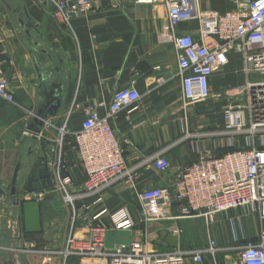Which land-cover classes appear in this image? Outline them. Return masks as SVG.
I'll use <instances>...</instances> for the list:
<instances>
[{
	"label": "crops",
	"instance_id": "0c3cea01",
	"mask_svg": "<svg viewBox=\"0 0 264 264\" xmlns=\"http://www.w3.org/2000/svg\"><path fill=\"white\" fill-rule=\"evenodd\" d=\"M93 2L90 15L74 16L68 28L55 17L54 8L46 0H0V60L5 63L16 101L12 104L0 100V197L4 206L8 213L13 209L12 215L20 218L9 189L17 166L20 164L17 188L22 197L28 191L26 186L40 145L47 144V150L53 152L56 149L58 129L54 126H46L41 139L24 134L34 113L49 111V121L60 126L71 112L69 128L78 131L86 119V109L95 107L100 115H106L114 93L136 81L142 95L139 108L120 111L113 122L123 156L132 165L167 147L170 168L159 172L152 165H145L135 181L122 180L105 190L103 203L94 211L102 206L110 212L127 207L137 229L147 232L146 241L153 251L196 249L216 241L222 249L215 257L207 255L205 264H241L234 248L258 239V213L238 208L217 215L213 221L188 217L144 224L139 195L149 188L174 187L178 171L194 163L204 151L221 156L240 146L241 139L232 146L227 136L209 133L222 130L225 109L239 103L227 97L225 91L245 85L243 57L232 53L230 63L215 71L210 98L184 106L177 76L178 52L164 1ZM197 7L204 13H225L235 6L232 0H197ZM49 25L56 33L58 47L46 38ZM201 29L200 19L182 21L177 27L180 34L197 35ZM142 62L148 64L151 73L140 70ZM160 79L166 82L161 83ZM63 149L75 185L81 186L85 175L72 137H67ZM41 205L44 230L23 233L20 243L29 241L37 248L63 247L72 224L70 209L55 188L48 189ZM179 210L176 205L170 213L177 215ZM1 213L0 209V264H13L12 252L1 247L17 241L9 227V217ZM105 218L108 220L109 215ZM175 227L182 233L177 236L178 246L173 247L166 238ZM16 257L18 264H42V257L37 254ZM61 263L62 258L57 257L55 264Z\"/></svg>",
	"mask_w": 264,
	"mask_h": 264
},
{
	"label": "built area",
	"instance_id": "2783aa9c",
	"mask_svg": "<svg viewBox=\"0 0 264 264\" xmlns=\"http://www.w3.org/2000/svg\"><path fill=\"white\" fill-rule=\"evenodd\" d=\"M136 3H158L161 0H133ZM168 7L171 35L178 52L177 76L181 81L184 106L203 102L210 98L211 79L217 69L230 63L232 53L243 57L245 85L230 88L225 95L235 99L236 106L225 109L224 127L213 134L227 136L232 146L241 139L239 147L221 156L208 151L177 173L174 187L163 186L140 192L141 221L144 224L188 217L213 221L222 213L233 209L247 208L258 213L261 229L258 239L236 246L235 254L241 264H264V0H232L234 8L225 12H201L197 0H163ZM55 10V17L66 27H71L74 16H88L93 11V0H46ZM200 19L202 29L197 35L180 34L177 27L182 21ZM252 75L261 77L252 80ZM165 83V79H160ZM141 93L136 81L130 87L114 93L107 114L102 116L95 107L86 109L82 129L73 131L68 122L70 113L62 125L51 121L47 126L58 129L56 149L49 161L55 189L62 195L64 204L71 212V227L63 247L37 248L31 242L20 243L22 234L19 216L8 213L0 197L3 217H9L10 229L15 244L6 248L15 255L37 254L42 264H205L206 256L222 249L216 241L208 246L188 250L153 251L146 241L147 232L137 229V222L127 207L114 212L102 206L103 193L116 183L133 182L140 176L145 165L157 171L170 168L168 148L161 149L140 163L128 164L124 149L113 122L125 109L130 112L139 108ZM0 100L15 104V95L10 86V77L5 63L0 60ZM24 134L41 139L30 127ZM204 136L205 134H200ZM70 136L77 144L79 163L85 181L76 186L70 169L65 164L64 143ZM2 139L0 137V152ZM48 189L27 191L21 201L44 202ZM179 213H170L174 206ZM14 206V205H13ZM109 215V219L105 218ZM108 229L132 230L131 245L117 244L106 248L105 233ZM171 234L179 236L180 228H171ZM77 259V262H72ZM217 264V263H216Z\"/></svg>",
	"mask_w": 264,
	"mask_h": 264
},
{
	"label": "water",
	"instance_id": "95a60500",
	"mask_svg": "<svg viewBox=\"0 0 264 264\" xmlns=\"http://www.w3.org/2000/svg\"><path fill=\"white\" fill-rule=\"evenodd\" d=\"M47 31V40L51 42L53 46L58 47L59 44L55 41L56 33L51 25H49ZM140 70L148 72L150 69L146 62H142L140 64ZM151 72L152 71H149V73ZM50 117L51 113L49 111H38L34 113L29 126L37 133H41L46 128ZM46 145L47 144L45 143L40 145V154L29 175V180L26 186L28 191L53 189L55 187L52 168L49 165V161L53 157V151L47 150ZM19 170L20 164L16 168L9 189L13 196V205L14 207H18L21 213L19 218L21 234L41 233L44 230L45 225L41 202L37 200L21 201L20 193L17 188ZM132 235V230L108 229L105 233L106 248L113 249L117 244L131 245ZM166 241L173 247L178 246L179 243L178 237L173 234H168ZM11 259L13 264H18V259L14 253H11Z\"/></svg>",
	"mask_w": 264,
	"mask_h": 264
},
{
	"label": "rangeland",
	"instance_id": "374dc122",
	"mask_svg": "<svg viewBox=\"0 0 264 264\" xmlns=\"http://www.w3.org/2000/svg\"><path fill=\"white\" fill-rule=\"evenodd\" d=\"M261 77H258V76H256V75H252V80H254V79H260ZM27 166V164H25V167ZM24 167V168H25ZM61 197H62V195H61ZM56 202H59L58 200L56 201ZM55 202V203H56ZM60 204L62 205L63 203H62V201L60 202ZM47 220V219H46Z\"/></svg>",
	"mask_w": 264,
	"mask_h": 264
}]
</instances>
